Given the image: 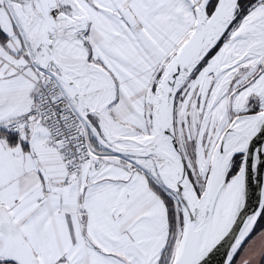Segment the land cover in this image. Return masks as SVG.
Instances as JSON below:
<instances>
[{"label":"snow or ice","instance_id":"obj_1","mask_svg":"<svg viewBox=\"0 0 264 264\" xmlns=\"http://www.w3.org/2000/svg\"><path fill=\"white\" fill-rule=\"evenodd\" d=\"M0 264H264V0H0Z\"/></svg>","mask_w":264,"mask_h":264}]
</instances>
